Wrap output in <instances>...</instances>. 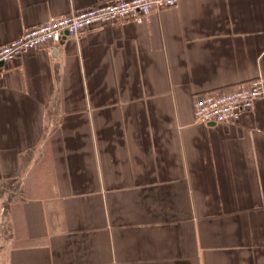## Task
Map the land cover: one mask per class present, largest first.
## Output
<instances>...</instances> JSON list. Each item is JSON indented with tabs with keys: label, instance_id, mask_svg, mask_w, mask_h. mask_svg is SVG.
I'll return each mask as SVG.
<instances>
[{
	"label": "crops",
	"instance_id": "crops-1",
	"mask_svg": "<svg viewBox=\"0 0 264 264\" xmlns=\"http://www.w3.org/2000/svg\"><path fill=\"white\" fill-rule=\"evenodd\" d=\"M112 0H0V47ZM264 0H177L0 67V264H264Z\"/></svg>",
	"mask_w": 264,
	"mask_h": 264
},
{
	"label": "built area",
	"instance_id": "built-area-1",
	"mask_svg": "<svg viewBox=\"0 0 264 264\" xmlns=\"http://www.w3.org/2000/svg\"><path fill=\"white\" fill-rule=\"evenodd\" d=\"M177 0H112L100 5L49 18L37 27L0 47V67L27 50L46 44L58 45L66 38H77L93 27L118 21L142 22L147 13L160 12L174 6ZM264 94L261 78L238 84L221 93H206L193 100V120L202 124H234Z\"/></svg>",
	"mask_w": 264,
	"mask_h": 264
}]
</instances>
